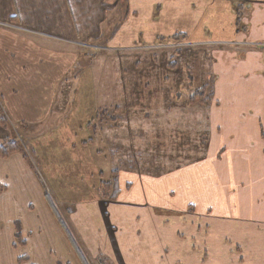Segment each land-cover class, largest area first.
Segmentation results:
<instances>
[{
  "label": "crops",
  "instance_id": "obj_1",
  "mask_svg": "<svg viewBox=\"0 0 264 264\" xmlns=\"http://www.w3.org/2000/svg\"><path fill=\"white\" fill-rule=\"evenodd\" d=\"M174 36L182 43L180 47L162 45ZM260 47H264V0H0V105L9 121L21 123L27 118L38 123L48 115V102L32 96L30 108L22 113L27 99H20L18 87L50 90L76 63L88 68L87 53L91 55L93 50L114 52L115 58L105 59L109 62L123 61L116 68L120 104L110 115L106 112L111 120L107 129L114 127L116 120L123 125H117L118 132L109 131L106 141L113 146L103 155L104 160L124 161L106 178L108 181L117 171L118 192L114 200L101 196L98 186L104 175L98 171L93 201L78 204L68 214L90 264H156L163 256L169 264L179 262L181 251H193L204 238L207 242L216 235L211 222L234 228V241L225 230L215 239L222 243L229 240L226 243L235 248L234 260L238 261L234 264H264V55ZM208 50L211 67L205 76L212 83H198L188 96H182L178 87L193 85L190 69L201 65L199 52ZM185 62L180 68L178 63ZM109 85L115 93L117 81ZM206 86L211 88L212 99L189 104L188 97ZM73 99L79 103L78 96ZM160 102L170 119L175 107L183 108L178 114L197 105L204 112L207 109L206 116L197 112L200 118L195 122L190 118L192 124L181 130L174 148L170 146L190 150L176 152L173 164L193 156L203 142L193 126L205 118L209 140L204 157L197 162L154 176L136 172L138 164L118 152L127 142L117 143L114 138L126 141L125 130L136 128L130 123L147 120ZM34 103L41 104L35 106V113L31 111ZM70 122L63 117V128L46 133L68 134L62 140L72 151L78 149L74 156L89 157L79 150L88 149L97 140L92 136L96 129L84 122L76 132V125ZM165 123L162 128L169 127L170 120ZM79 133L86 135L77 138ZM3 136L6 131L0 127V140ZM220 149L228 150L223 158L218 156ZM250 152L255 157L247 159ZM157 162L147 165H161ZM9 163L25 171V175L19 171L12 175L13 208L16 199L28 197V164L22 152L16 151L0 156V165ZM167 203L172 215L161 211V205ZM198 218L203 219L207 237L199 234L195 242L198 234L194 230L201 229ZM131 247H139L140 255L131 256ZM44 264H55V259L48 256Z\"/></svg>",
  "mask_w": 264,
  "mask_h": 264
},
{
  "label": "rangeland",
  "instance_id": "obj_2",
  "mask_svg": "<svg viewBox=\"0 0 264 264\" xmlns=\"http://www.w3.org/2000/svg\"><path fill=\"white\" fill-rule=\"evenodd\" d=\"M180 46L171 48H178ZM258 49L262 50L264 55V47ZM103 50H93L91 55L87 53L89 58L88 68L83 67L79 62L76 63L69 71H66L64 77L58 78L56 84H52L50 90L47 87L45 89L36 86L26 87L25 85L18 87L20 99L22 101L27 99V103L22 106V113H25L26 108H30L31 96L34 100L41 97L44 102H48V115L41 122L31 123V120L27 118L26 121H20L21 123L9 121L4 109L0 105V117L5 118V122H0V127L6 131V136L1 137L3 139L0 142H15L18 148L16 152H22L28 164L26 168V173L28 174V197L16 199L13 208L14 193L11 191L15 182L12 180V175L18 171L22 175H25V171L20 166L18 168L14 163L0 165V264H44V259L48 256H53L55 264H77L72 257H75L81 264H90L85 254L86 251L81 246L78 234H76L71 223L68 221L69 211L76 208L78 204L84 203V201H89V203L93 201L94 190H92V187L94 184H98L96 182L98 171H103L104 176L102 180H106L113 168H118L124 163V161L117 163L110 160L109 157H107V160H104V156L108 154L110 148L113 146L111 142L106 141V138L110 137V130L117 131L119 129L117 125H123L120 120H116L113 123L114 127L107 129V126L111 124L108 115L113 112V107L120 104L121 97L116 92L118 88L116 68L118 65L121 67L123 61L112 63L105 60L106 58H115L116 54L111 51H106L103 54ZM120 53L117 52V54ZM199 53H202L199 54V57H202L201 65L195 70L192 67V71L190 69V73H192L194 78L193 85L185 88L178 87L179 93L182 96H188L191 91L203 83L205 84V82L208 83L210 81L212 83L211 80L207 81V76H205L206 71L210 73L211 54L209 50L206 51L207 55L202 51ZM93 54H97L98 57L94 59ZM100 57L103 60L100 61ZM134 58L137 59L138 56ZM186 63H178V65L182 68ZM115 81H117V85L115 86L114 93V90L111 91L109 84ZM198 83L200 85H196ZM206 88L207 93L205 94L208 96L210 92L208 86ZM145 90V88H142V91L145 92ZM49 93L51 94L48 95ZM74 96L79 97V103L73 102ZM115 97L117 99H114ZM212 97L213 94L210 98L212 99ZM35 104L37 103H34V107L31 109L34 113L41 105ZM35 106L38 107L36 108ZM69 107H71V111H69ZM75 107L78 110H73ZM163 108L160 102L150 111L151 117L147 120L141 123L139 121L131 122L130 125L132 124L136 128L129 127L125 130L124 137L127 138L126 141L122 142L120 139L114 138V141L117 143L127 142V146L118 152L123 155L124 159L131 158L129 162L138 164V166H135L136 172L159 176L164 173L174 172L188 163H194L199 160L197 157L189 160L181 159L178 160L179 164L175 165L173 163L177 160L172 156L176 152L177 154L181 152L189 153L190 150L186 149V146L183 151L181 147L178 150H174L170 146L174 148L176 139H179L182 135L181 130L186 129L187 124H192V122H189V119L192 118L193 122L199 119L198 111L203 112L204 114H202L206 116L207 109L204 112L202 106L197 105L192 109H184L178 114V111L183 108L175 107L169 116L173 119V122L177 123L174 126L172 120L165 116ZM79 111L80 113L74 114V112ZM155 116L156 118H154ZM63 117L65 118V122L71 121V124L76 125L75 129H73L74 131L79 126H82L84 122H86V126L90 127L89 125H93V128L96 129L92 133V136H95L97 140L93 141L88 149L79 150L81 154L88 153L89 157L78 158L74 156L78 149L72 151L62 140L68 134L57 132L56 134L46 133L51 128L55 129V131L58 128H63ZM163 120H170L169 127L165 126L162 128V125H166ZM155 122H157V125H154ZM139 124L143 128L138 126ZM197 125L198 127H196ZM196 126H193V128L195 130L198 129L196 132L198 138H202L203 136L207 147L209 134L205 129L206 118L204 122L196 123ZM189 127L192 128V125ZM203 130L204 132H202ZM76 132H79V129ZM88 134L89 132H87V136L91 135ZM85 135L79 133L75 136L80 138ZM179 144L181 142L177 140V145ZM250 147L253 151H256L255 144L250 145ZM227 153V149H220L218 156L219 158H223ZM96 154L98 155L97 158H95ZM133 157L137 158L133 159ZM252 157H255L254 153H248L247 159ZM156 161H158L157 163H161V165H147L149 162ZM172 202L170 200V203ZM168 205L169 203L161 205L163 207L161 211L163 214L172 215V210ZM198 220L196 223L200 225L201 229L194 230L198 234L197 237L195 235V242L198 241L199 234H205L207 237V234L203 231L205 227L203 226L204 223H202L203 219L198 218ZM211 223H213L211 226L214 227L216 235H218V232L220 233L225 230L227 233H230V236L233 235L230 239L235 240L233 227L217 222ZM187 234L190 236V233ZM216 235L208 238L207 242H205L204 238L202 243L195 245L193 251L185 252L184 249L180 253L181 256L179 255L181 257L179 262L171 264L237 263L238 261L234 260L236 255L235 248L228 246L226 242L229 240H224L226 241L225 243L220 242L221 240L215 241ZM187 239L189 242L190 239L188 237ZM138 249L139 247H131L132 254L130 255H140ZM245 250L246 248H244L243 253ZM87 255L94 262V259L88 253ZM104 258H106L104 259L106 262L107 257ZM165 258L163 256L160 262L157 259L156 264H169V262L165 261Z\"/></svg>",
  "mask_w": 264,
  "mask_h": 264
},
{
  "label": "trees",
  "instance_id": "obj_3",
  "mask_svg": "<svg viewBox=\"0 0 264 264\" xmlns=\"http://www.w3.org/2000/svg\"><path fill=\"white\" fill-rule=\"evenodd\" d=\"M178 36L172 37L173 39H170L169 41H175ZM211 88H209L208 96L205 94L207 93L206 87H203V89L196 90L193 94H191L188 97V103L189 104H196L197 103H206L210 99L212 93ZM211 94V95H210ZM102 115V114H101ZM0 122H5V118L0 117ZM17 145L15 142L10 141H3L0 142V156H7L12 152L17 151ZM206 150V142L203 139V142L200 144V146H196L195 153L193 152V156L186 158V160L192 159L193 157H197L198 159L204 157ZM117 171H113V177L106 180H101L98 186L99 192L101 196L106 200H114L116 193L118 192V186H117V177H116Z\"/></svg>",
  "mask_w": 264,
  "mask_h": 264
},
{
  "label": "built area",
  "instance_id": "obj_4",
  "mask_svg": "<svg viewBox=\"0 0 264 264\" xmlns=\"http://www.w3.org/2000/svg\"><path fill=\"white\" fill-rule=\"evenodd\" d=\"M164 47H175V46H180L182 43L180 41H168L164 44H162Z\"/></svg>",
  "mask_w": 264,
  "mask_h": 264
}]
</instances>
